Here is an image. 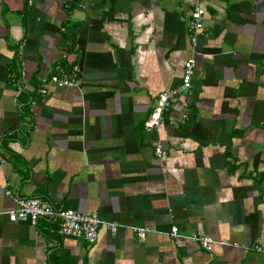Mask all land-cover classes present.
<instances>
[{
  "label": "crops",
  "instance_id": "0c3cea01",
  "mask_svg": "<svg viewBox=\"0 0 264 264\" xmlns=\"http://www.w3.org/2000/svg\"><path fill=\"white\" fill-rule=\"evenodd\" d=\"M78 1L0 0V211L40 196L117 227L87 243L1 215L0 264H264V0L197 2L191 87L150 130L157 94L180 84L194 0ZM58 64L79 85L37 94Z\"/></svg>",
  "mask_w": 264,
  "mask_h": 264
},
{
  "label": "built area",
  "instance_id": "2783aa9c",
  "mask_svg": "<svg viewBox=\"0 0 264 264\" xmlns=\"http://www.w3.org/2000/svg\"><path fill=\"white\" fill-rule=\"evenodd\" d=\"M73 0H68L71 2ZM199 0H194L193 9L187 16V23L189 29V55L183 62L182 74L180 84L172 89L162 90L157 94L155 104L149 112L147 118L143 122L145 130L156 129L159 127L162 119V114L166 110L174 97L188 90L191 87V79L195 64V45L198 31L202 27V20L204 15V8L198 4ZM68 2L66 7H69ZM79 3H76L77 6ZM79 68L76 64L70 65V68H65L62 65H55L47 78H44L36 88L39 95L45 93L46 83L55 84L60 87H76L79 85L78 80ZM21 92V86L14 83V97L17 98ZM159 147L155 148V154L159 155ZM6 194H9L6 192ZM13 202L16 205L15 209L0 211V216L4 215L10 222L26 220L31 225H35L38 219L54 220L57 224V231L61 235L80 236L87 243H93L97 238V230L101 225H105L110 231L114 232L117 225L111 222H103L98 216L93 213L83 214L78 213L72 209H67L61 205L54 204L51 200L40 197H19L13 196ZM133 231L136 233L138 241H143L147 232L146 228L135 227ZM167 235L170 238L178 237L175 227H171ZM188 240L194 242L198 247L204 250H210L214 240L206 235L191 234L186 236ZM219 243V242H218ZM41 264H46L45 258Z\"/></svg>",
  "mask_w": 264,
  "mask_h": 264
},
{
  "label": "trees",
  "instance_id": "16d2710c",
  "mask_svg": "<svg viewBox=\"0 0 264 264\" xmlns=\"http://www.w3.org/2000/svg\"><path fill=\"white\" fill-rule=\"evenodd\" d=\"M79 1L78 0H73V1H71V2H69V5L70 6H75L76 5V3H78ZM16 72H18V70L16 71ZM21 93V92H20ZM19 96V95H18ZM24 105V103H22V106ZM25 111V110H24Z\"/></svg>",
  "mask_w": 264,
  "mask_h": 264
}]
</instances>
